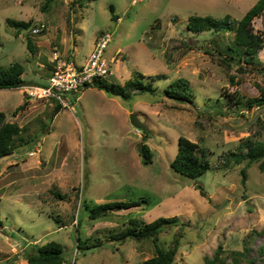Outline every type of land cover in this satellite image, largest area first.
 Listing matches in <instances>:
<instances>
[{
  "label": "rangeland",
  "instance_id": "obj_1",
  "mask_svg": "<svg viewBox=\"0 0 264 264\" xmlns=\"http://www.w3.org/2000/svg\"><path fill=\"white\" fill-rule=\"evenodd\" d=\"M255 1L90 0L81 6L73 0H0V66L20 61L25 82L0 88V109L23 127L14 143L26 142L0 158V264H27L28 251L51 239L63 245L62 264H145L154 253L151 240H121L111 234L129 217L151 221L161 215H178L184 222L171 264H205L203 255L219 242L227 252L241 249L251 229L258 231L247 254L253 260L241 264H262L256 247L264 255V171L257 162L250 164L242 183L244 162L224 165L223 157L229 149L237 150L243 138L257 136L264 121V104L247 108L231 95H258L264 77L238 73V63L225 67L216 61L214 42L227 54L233 31H192L186 24L191 14H228L236 21ZM111 4L116 19L111 18ZM6 17L31 24L15 34ZM40 22L45 29L34 33ZM252 26L264 38V10ZM105 33L110 34L103 49L109 79L123 83L135 69L163 72L165 77L153 81L154 93L126 99L88 86L58 110L53 100L29 96L27 87L45 84L55 50L84 61ZM257 55V67L264 71V44ZM178 76L190 81L192 101L163 94L164 86ZM23 100L25 107L16 109ZM131 112L146 124V132L131 123ZM179 134L207 154L211 166L202 175L189 178L171 168ZM141 141L152 150L147 164L138 151ZM139 198L146 201L96 219L87 216L89 207L84 206V201L91 206ZM177 229L160 233L163 247ZM78 236L98 244L77 247Z\"/></svg>",
  "mask_w": 264,
  "mask_h": 264
},
{
  "label": "trees",
  "instance_id": "obj_2",
  "mask_svg": "<svg viewBox=\"0 0 264 264\" xmlns=\"http://www.w3.org/2000/svg\"><path fill=\"white\" fill-rule=\"evenodd\" d=\"M83 6L90 0H73ZM47 2V0H46ZM47 5V4H46ZM46 5H44L46 7ZM111 10V18L116 19L118 15L114 13V7L109 6ZM264 10V0H256L249 6L245 12L234 21L228 14L221 17H215L210 14L200 15L191 14L187 20V27L192 31L201 30H216L220 32L233 31V39L228 43L229 52L223 54L214 42L213 48L216 50V61L225 66L230 67L233 64H240L236 67L237 72L246 74L249 72L261 73L264 77L262 67H257L261 63L257 52L264 44L262 35L255 31L252 26V19L261 14ZM6 23L15 28V34L20 32V29H26L30 26V20L16 19L6 17ZM27 46L33 52V44L29 37L26 38ZM211 52V48H209ZM212 53V52H211ZM241 60H244L250 65H241ZM235 62V63H234ZM24 65L18 60L11 62L7 66H0V88L3 87H19L25 84L22 77ZM165 77L163 72H155L145 74L140 70H133L131 75L123 82L118 83L107 76L94 77L86 84L103 89L109 93L120 95L123 98H129L132 94L150 92L154 93V79ZM28 85V84H27ZM163 94L182 101H192V88L190 81L183 76H178L169 80L166 86L162 89ZM235 103L241 104L247 108L253 105L264 104V89L258 95L248 96L242 99L241 96H233ZM27 100H23L16 106L17 108L25 107ZM62 106L55 101L54 110L60 109ZM23 127L16 121L6 119V114L0 109V158L12 153L13 149L23 143L15 144L16 138L21 137ZM145 132L147 129L144 130ZM256 135L243 138L238 149H229L223 157V164L244 162L241 167V181L245 183L246 168L257 162L261 171H264V121L261 122L259 128L255 131ZM138 151L141 156V162L147 164L152 161V150L145 141H141L138 145ZM170 166L175 171L189 178H195L202 175L210 166V160L202 151L201 146L189 137L179 134L177 138V150L175 155L170 160ZM202 194H205L200 188ZM59 196L61 193L54 191ZM141 200L146 201V198L132 200H113L95 203L89 206L84 201V206H88L87 216L90 219H96L107 215L110 211L117 208H127L140 204ZM178 215L158 216L151 221H145L139 217H129L124 226L117 232L112 233L113 238L124 240L126 237L135 240L149 239L153 243L154 253L144 259L145 264H171L174 260L178 249L180 239L183 236V225ZM2 219L0 218V227H2ZM78 226V223H77ZM178 226L177 231L173 233L172 239L167 247H163L160 243V233L168 227ZM258 231L251 229L243 238V247L241 249H231L226 251L222 242H219L213 251L203 255L205 264H241L242 261H252V257H248L250 249V241L254 238ZM98 244L95 241L82 239L78 236L76 246L87 248ZM257 256L260 257L261 263L264 264V255L262 247H256ZM27 264H62L63 262V245L61 242L51 239L33 246L25 255ZM229 260V261H228ZM7 264H13L10 260Z\"/></svg>",
  "mask_w": 264,
  "mask_h": 264
},
{
  "label": "built area",
  "instance_id": "obj_3",
  "mask_svg": "<svg viewBox=\"0 0 264 264\" xmlns=\"http://www.w3.org/2000/svg\"><path fill=\"white\" fill-rule=\"evenodd\" d=\"M45 22H40L32 28L34 33L45 29ZM109 33H105L95 40L86 59L76 62L70 55H65L55 50L54 65L45 84H35L27 87L30 95L46 97L61 106H69L72 99H76L78 93L86 87V84L94 77L107 76L109 64L103 56V49L109 40ZM54 47H57L54 45ZM30 155L34 153L29 150Z\"/></svg>",
  "mask_w": 264,
  "mask_h": 264
},
{
  "label": "water",
  "instance_id": "obj_4",
  "mask_svg": "<svg viewBox=\"0 0 264 264\" xmlns=\"http://www.w3.org/2000/svg\"><path fill=\"white\" fill-rule=\"evenodd\" d=\"M130 121L136 128L146 129V124L137 117L135 112L130 113Z\"/></svg>",
  "mask_w": 264,
  "mask_h": 264
},
{
  "label": "crops",
  "instance_id": "obj_5",
  "mask_svg": "<svg viewBox=\"0 0 264 264\" xmlns=\"http://www.w3.org/2000/svg\"><path fill=\"white\" fill-rule=\"evenodd\" d=\"M46 81V80H45ZM21 147H23V146H21Z\"/></svg>",
  "mask_w": 264,
  "mask_h": 264
}]
</instances>
